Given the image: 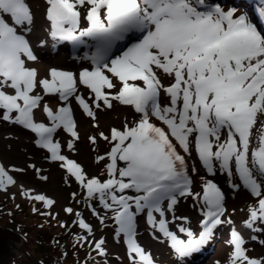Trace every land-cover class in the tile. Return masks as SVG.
Here are the masks:
<instances>
[{
	"label": "snow or ice",
	"instance_id": "snow-or-ice-1",
	"mask_svg": "<svg viewBox=\"0 0 264 264\" xmlns=\"http://www.w3.org/2000/svg\"><path fill=\"white\" fill-rule=\"evenodd\" d=\"M46 4L51 37L73 47H93L95 51L85 56L92 66L78 75L52 68L48 78L39 79L37 70L26 64L37 56L18 32V27L33 22L29 3L0 0V115L35 133L36 144L51 154L52 161L60 162L85 190L86 199H98L113 213L116 236L123 237L131 264H155L136 238V217L145 210L147 224L163 235L181 259L199 252L213 230L225 223L221 219L226 212L224 193L211 179L203 181L202 192H194L185 156L178 147L184 153L194 147L207 172L214 176L218 166L233 188L241 186L231 183L234 173L238 175L243 188L258 198V206L249 208L245 224L260 231L253 226L257 221L264 223V32L236 9L209 6L206 0H46ZM81 8L86 10V27L81 26ZM135 33L140 34L138 40L113 56L117 45ZM162 74L171 77L167 87ZM78 84L90 90L97 109L101 102L111 109L112 101H118L139 114L122 130L114 127L109 135L99 133L112 145L106 156L96 158L98 163L107 160L105 179L89 176L76 160L63 155L60 142L53 140L58 129L79 139L71 107L60 106L54 111L47 103L41 104L46 95L58 96L62 102L74 97L95 120L93 107L78 94ZM38 88L43 95L37 93ZM113 89L115 93L110 91ZM162 92L169 100L164 105ZM41 107L50 126L34 120V110ZM89 139L96 143L95 136ZM67 148L74 150L73 140ZM15 183L0 164V191ZM126 190L137 194L127 195ZM21 195L48 209L55 204L23 187ZM178 197H191L202 205V231L198 234L179 226L181 238L170 230L166 213H173V220L187 219L174 215ZM63 210L74 214L79 228L92 234L80 212L72 207ZM93 215L98 216L95 209ZM100 222L104 223L103 218ZM226 222L232 223L231 219ZM81 239L87 242L86 237ZM230 242L234 250L228 264H264V258L247 254L245 240L234 229ZM93 244L98 255H106L104 239Z\"/></svg>",
	"mask_w": 264,
	"mask_h": 264
},
{
	"label": "rangeland",
	"instance_id": "rangeland-1",
	"mask_svg": "<svg viewBox=\"0 0 264 264\" xmlns=\"http://www.w3.org/2000/svg\"><path fill=\"white\" fill-rule=\"evenodd\" d=\"M38 3L37 7L31 10L32 14H37L40 19L43 17V7L40 8L43 3L40 0H35ZM240 2L242 0H239ZM43 2H45L43 0ZM82 24H86L84 19L85 9L81 8ZM260 9L259 12H262ZM264 18V15H262ZM37 22V20L35 19ZM38 26L37 24L33 25ZM41 28V26H39ZM35 31V28H33ZM29 41L33 40L26 34H23ZM76 52L70 50V55L74 57ZM91 64H87L90 67ZM171 80V79H170ZM115 93L116 89L110 90ZM91 106L94 107L96 113V120L91 117L88 118V123L82 124L80 121L84 114L77 110V122L81 127L77 129L79 139L71 137V135L65 132L63 129H58L54 134V141H59L61 144V153L68 156L70 159L76 160L86 171L89 176H97L101 179H105V164L107 160L97 162V156L104 155L110 151L112 145L100 138L99 133L103 132L105 135L110 134L112 128L123 129L125 123L129 125L133 121L139 118V114L134 113L128 115L127 110L123 109V105H120L118 101H113V107L111 109L95 108L93 104L92 94L89 90V97L85 96ZM163 100L166 101L165 98ZM101 105L102 102H101ZM119 105V106H118ZM2 111V110H0ZM35 114L37 109L34 110ZM84 127V129L82 128ZM96 137V143L92 144L90 137ZM38 137L35 133H32L29 129L24 128L20 124L6 121L0 115V160H2L9 170V174L14 176L15 179L23 180L28 183V186L33 185L36 191L41 192L48 198L55 201V204L50 208H45L42 202L32 201L21 195V190L11 189V185L7 191H0V226L9 227L20 234V239L15 243L16 250L13 257L7 262L0 264H131L130 258L127 252V246L124 243L122 236H116V228L118 227L112 218L113 213L104 209L99 203L98 199H92L88 201L86 199V192L80 185L71 177L65 169L60 167L59 161H52L48 151L42 149L36 144ZM70 140L74 142V150H69L67 144ZM122 163V162H121ZM34 166V167H30ZM12 169H21L22 171L16 172ZM39 169V173H37ZM190 171V167H189ZM227 175L225 172H222ZM200 174V173H198ZM204 176L198 180V183L193 184V191L200 189L201 183L204 180L211 179L219 181L218 175L203 174ZM40 176L47 177L46 180L40 179ZM236 174L234 173V176ZM203 178V179H202ZM239 182L242 196L238 199H229V203L240 204L242 198L248 200L250 206H244V212L240 213L238 220L240 223L245 222L250 218L249 208L258 206V198L253 197L249 190L243 188L242 182L237 178ZM220 182V181H219ZM28 190L32 194V190ZM75 194V196H73ZM127 195H136L132 190H126ZM193 200L191 197H187ZM195 201V200H194ZM196 202V201H195ZM91 204V207H89ZM167 204V201L163 203ZM232 206V205H231ZM72 207L74 212H80L82 218L92 227V234L89 235L85 230L79 228L76 223L77 218L74 214L70 215L64 212V208ZM33 208L39 211L33 212ZM248 208V209H247ZM93 209H95L97 215H93ZM246 211V212H245ZM51 213V215H45L42 213ZM242 214V215H241ZM147 210L141 213L140 221L146 222ZM185 217L184 215H178V217ZM200 216L199 214L197 215ZM232 216V215H231ZM55 217V218H53ZM100 218H103L104 223L101 224ZM173 218L172 213H168V219ZM181 220V219H180ZM176 226L179 225V221H172ZM64 224L65 227L60 225ZM256 227L261 229L255 232V242H249L247 244V251L251 252L249 255L253 258H264V223L257 221ZM14 227V228H11ZM45 231L50 232V236L45 237L43 233ZM174 232H179L178 229H174ZM86 237L87 242L81 239ZM104 239L105 244L113 243L119 248L116 252V256L113 257L107 251V246L104 244L106 252L105 256H100L94 250V241ZM166 241V240H165ZM142 246V244H140ZM167 246L168 243L164 242L161 247ZM143 247V246H142ZM146 252L153 251L149 247H143ZM221 247H219L215 258H221L219 254ZM148 250V251H147ZM156 248H154V251ZM154 251L152 253H154ZM149 252V253H150ZM215 252V253H216ZM157 255L162 252L156 251ZM155 253V254H156ZM166 254V253H165ZM29 255V256H28ZM156 256V255H155ZM214 255L208 257L206 264H218L215 261ZM164 264H170L175 262L174 254L163 255L161 258ZM159 260V259H158ZM161 260V261H163ZM155 263L157 262L154 260ZM180 262V261H179ZM182 264V263H180ZM184 264V263H183ZM186 264V263H185Z\"/></svg>",
	"mask_w": 264,
	"mask_h": 264
},
{
	"label": "bare ground",
	"instance_id": "bare-ground-1",
	"mask_svg": "<svg viewBox=\"0 0 264 264\" xmlns=\"http://www.w3.org/2000/svg\"><path fill=\"white\" fill-rule=\"evenodd\" d=\"M40 1L43 3V9H46V7H44V5L46 6V0H44L45 4H44L43 0H40ZM27 2L29 3L31 10H33L34 7L38 6L37 5L38 3L37 4L34 3V2H36L35 0H27ZM236 2H238V1L234 0L232 3H236ZM231 5L233 6V4H231ZM223 9H225V8H223ZM230 9H233V7L230 6L229 10ZM225 10L227 11V9H225ZM32 15H33L32 24L31 25H25L23 27H18V32L20 34H26L27 33L28 36L33 37V41H31L32 44H30V46L33 50L34 55L37 56V60L36 61H27L26 60V64L28 67L35 68L37 70L39 79L48 78V73H49L50 69H52V68H56L58 70H63V71H70V72H73L77 75L81 70H83L85 68H89V67H87V64L90 65L91 61L88 59H85V56L86 55L90 56L95 51V49L93 47H87V46L81 45L78 48H76L75 52L76 51L77 52H76L75 56L72 57V55H70V49H69L70 47L68 48L66 45H64V43H62L59 46L58 50L56 51V47L54 45H55V42H57V40L53 39L52 43H51L52 44L51 49H50L51 51L45 49L44 48L45 40L48 39L49 29L47 27H45V19H43V20L40 19V16L39 15L37 16V14H32ZM35 19L37 20V22L35 21ZM35 24H37L38 26L34 27L33 25H35ZM39 26H41V28H39ZM33 28H35V31L33 30ZM89 43H91V42H89ZM73 51L74 50H72V52ZM161 79H162V83L165 85V87H167L170 84L171 77L166 76V78H165L162 74ZM82 88L84 89V91L82 90V91H80V92H82V94L80 92H78V94L81 96L85 95V96L89 97V90H87V88L85 86ZM41 90L39 89L38 93L43 95V91H41ZM7 91H9V93L12 92L11 89H7ZM163 98H165L166 101L163 100ZM160 101H161L162 105L167 104L169 102L168 97L163 92L161 93ZM44 103H47L49 105V107H51L55 111L61 105L65 106V104L67 102L60 101L59 99L56 98L55 95H46V96H44V99L42 100L41 104L43 105ZM120 105H122V104H120ZM70 107L74 112L75 118L78 117L77 110L75 113V109L77 107L78 111H81V114H84V116L82 117L80 122L82 124L88 123L87 120L90 117H88L83 112L81 107H79L76 103L71 104ZM104 107H106V106L101 105L100 109L104 108ZM123 109L127 110L128 115L135 113L133 108H131L130 106L123 105ZM93 111H94V107H93ZM34 120L36 122H39V123H45L46 125H49V126L51 124V122L47 119L46 114L43 113L42 107L37 109L36 114H34ZM76 125H77V129L79 127H81V125H79L78 122L76 123ZM82 128L84 129V127H82ZM186 155L189 158V162H192L193 158H194L193 150H191L190 153H186ZM0 164L4 165L5 168L7 169L6 164L2 160H0ZM216 174L218 175V179L220 181V184L223 185L224 189L226 190L229 199L234 198V200H235L236 198L238 199L239 196L245 197V195L242 196L241 191H239L240 187L239 188H233L230 186V179L227 175H224L220 170L216 171ZM13 178H14V176H13ZM14 180L16 181V183L14 185H11V189L21 190V187H23V189L32 190V194L43 195L41 192L36 191V189L33 187V185L28 186V183L24 182L23 180H19V179H15V178H14ZM231 183L239 184L236 177H233L231 179ZM240 200H241L240 204H235L234 202H232V204H230L227 201V197H226V204H228V211L226 214L229 215L232 213V215H234V218L237 219V217L240 216V213H242V211L244 212V210H245L244 206L245 205L248 207L250 206V203L248 202V200H246L244 198H242ZM166 206H167V204L166 205L163 204V207L166 208ZM201 208H202L201 204H198L195 201L187 200V199H185V197H179L178 203L175 206L174 215L176 217H178V215H184L187 219L186 220H183V219L177 220L180 223H179V225L176 226L172 222L173 218H169L168 220L170 221V226H172L174 229H177L179 226H187V227L196 226L198 223L201 222V217L198 218V216H197L200 213ZM231 209H233L234 212H231ZM154 215H156L157 218H159L158 213H154ZM166 215L168 218V213H166ZM140 216H141V213L137 214V217H136V238H137V242L139 244H142L143 247L151 248L153 251H154V248H156V250L154 251V254L156 253V251L162 252L160 255H157V253L155 254L157 256V258L161 259L163 257V253L166 252V250H167L166 246L164 247V245H163V247H161V244L163 242H165L166 239L163 237L162 234H160L159 232L152 229L151 226L148 225L147 223H145L144 221L141 222V224L137 223L138 221H140ZM172 216H173V213H172ZM238 219L235 222L239 221ZM145 220L147 222V219H145ZM232 228H234V230H236L243 238V231L239 227H236V229H235V227H232ZM244 240L246 241L247 239L244 238ZM105 245L107 246V251L109 252V254L111 256L115 257L117 255L116 252L119 251V248L117 246H115L113 243H109V242H108V244H105ZM245 245H247L246 242H245ZM245 245H244V247H245ZM13 247H15V245ZM231 247H234V246L231 244ZM153 251H151V252L148 251V252L152 253ZM194 254L190 257H187L186 259H180V261H183V263H185V262L189 261L190 259H194L197 257ZM247 254L250 255L251 252L248 251ZM213 259H215V258H213ZM222 260H224V259L222 258ZM174 264H180V263L175 262Z\"/></svg>",
	"mask_w": 264,
	"mask_h": 264
},
{
	"label": "water",
	"instance_id": "water-1",
	"mask_svg": "<svg viewBox=\"0 0 264 264\" xmlns=\"http://www.w3.org/2000/svg\"><path fill=\"white\" fill-rule=\"evenodd\" d=\"M19 234L6 227H0V263L11 259L15 254V245L19 241Z\"/></svg>",
	"mask_w": 264,
	"mask_h": 264
},
{
	"label": "trees",
	"instance_id": "trees-1",
	"mask_svg": "<svg viewBox=\"0 0 264 264\" xmlns=\"http://www.w3.org/2000/svg\"><path fill=\"white\" fill-rule=\"evenodd\" d=\"M5 227V226H4ZM11 228H14V227H11ZM43 235H45V237L47 238V236H50L51 237V235H50V232H48V231H45L44 233H43ZM29 256V255H28Z\"/></svg>",
	"mask_w": 264,
	"mask_h": 264
}]
</instances>
